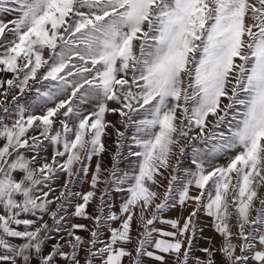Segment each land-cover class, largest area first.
<instances>
[{"label":"snow or ice","instance_id":"snow-or-ice-1","mask_svg":"<svg viewBox=\"0 0 264 264\" xmlns=\"http://www.w3.org/2000/svg\"><path fill=\"white\" fill-rule=\"evenodd\" d=\"M0 74V264H264V0H0Z\"/></svg>","mask_w":264,"mask_h":264},{"label":"rangeland","instance_id":"rangeland-1","mask_svg":"<svg viewBox=\"0 0 264 264\" xmlns=\"http://www.w3.org/2000/svg\"><path fill=\"white\" fill-rule=\"evenodd\" d=\"M7 19H12V17L9 16V17H7ZM36 87H39V85H36ZM34 98H35V92L33 91V92L29 93L27 96H25L21 102L22 103H28ZM107 119L113 120L115 122L117 117H115L113 115H109L107 117ZM224 130L227 131V129H224ZM106 143H108L110 146L114 147V145H112V141L107 139V138H106ZM49 153H50V149H49ZM191 157H192V153L190 150H188V151H186L185 156L183 158H181V162H180L181 173H183V170H185V169H194V165L191 164ZM226 160H227V158L225 156H220L213 163L224 164V163H226ZM109 161H110V156H106L104 163L108 164ZM91 166L94 168L95 159H93V161L91 162ZM121 167H127V164H122ZM64 179H65V177L63 175H61L59 177V179L52 182L53 188L56 190V192H55L56 195L59 194V190L63 185ZM89 180H90V174L87 176L81 174L79 176V178L75 181V183L72 185L73 191L75 193H84V192L90 190L89 189V183H88ZM79 202H82L79 199V197H75L69 201V204L71 206L66 208V212L68 214L66 219H67L68 223L65 224V228H67L70 223H82V224L88 225L89 228L92 227V221L71 215V213L74 211L75 204L79 203ZM109 202L110 203L115 202L117 204V207H118L119 194H110ZM97 203H98V201H97ZM95 207H96V204L90 203L87 211L89 213H92L94 211ZM188 210H190V209L181 208L179 205H177L175 208H170V209L165 210L163 213V216H164V218H167V219H177V218H180L182 215H186ZM44 219L49 220V217L45 216ZM208 223H209L208 218L201 215L200 226L204 228V232H203V234L198 235L195 242H194V255H197V256L202 255V253L200 252V249L205 248V247H209L210 246V240L212 243H218V241H219V237L216 236V234L213 232L211 227L206 226ZM20 227H23V226H20ZM157 227H164L166 230H171L167 226L161 225L159 223H157ZM77 234L82 236V237H87V235H88V233H86L84 231H78ZM63 235H64L63 231L59 234L52 233L51 234L52 238L48 240L47 245L44 248L46 250V252H48L51 249V246L53 243L56 242V239L59 236H63ZM102 235H105V233H102Z\"/></svg>","mask_w":264,"mask_h":264},{"label":"crops","instance_id":"crops-1","mask_svg":"<svg viewBox=\"0 0 264 264\" xmlns=\"http://www.w3.org/2000/svg\"><path fill=\"white\" fill-rule=\"evenodd\" d=\"M5 75L10 76V74H0V77L5 76ZM0 99H2V97H0ZM44 251L46 252L45 249H44Z\"/></svg>","mask_w":264,"mask_h":264}]
</instances>
